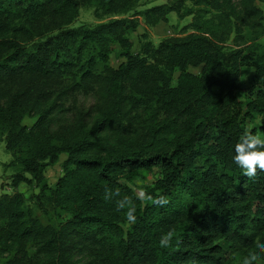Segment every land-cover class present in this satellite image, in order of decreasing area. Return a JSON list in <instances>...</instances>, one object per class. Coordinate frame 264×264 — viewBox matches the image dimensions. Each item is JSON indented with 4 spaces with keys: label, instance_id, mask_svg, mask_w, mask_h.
<instances>
[{
    "label": "trees",
    "instance_id": "trees-1",
    "mask_svg": "<svg viewBox=\"0 0 264 264\" xmlns=\"http://www.w3.org/2000/svg\"><path fill=\"white\" fill-rule=\"evenodd\" d=\"M134 1L0 0V136L12 187H38L32 206L20 192L0 195V264H228V248L251 250L264 236V173L250 179L232 160L245 129L264 137V12L256 0H194L246 25V35L235 26V48L222 42V18L156 46L143 33L137 52L128 18L70 26L82 3L124 12ZM170 10L192 13L159 4L143 14L164 20ZM115 44L125 60L113 68ZM250 65L242 102L235 92ZM61 154L50 186L44 169ZM152 168L159 176L144 189L167 197L163 207L131 186ZM106 188L133 198L134 225L103 199ZM169 230L182 243L162 249Z\"/></svg>",
    "mask_w": 264,
    "mask_h": 264
},
{
    "label": "rangeland",
    "instance_id": "rangeland-1",
    "mask_svg": "<svg viewBox=\"0 0 264 264\" xmlns=\"http://www.w3.org/2000/svg\"><path fill=\"white\" fill-rule=\"evenodd\" d=\"M232 2L236 3V0ZM159 4H175L180 6V12L183 13L187 8L192 9L191 14H182L179 15L174 10L167 11L165 13L164 20H157L156 18H147L143 14V10L151 6ZM255 5L264 12V1L256 0ZM128 18L135 27L131 31V40L133 46L131 50L137 52L139 46V40L141 39V34L145 33L147 39L150 40L155 46L164 40L169 39H178L185 38L190 34L200 32L201 29L196 27V24L200 23L203 28L210 24V20L220 22V34L222 36V42L225 46L229 48H235L238 45L239 41L235 40V26L240 24L242 26L243 32L246 35L247 27L244 24L235 22L232 20L229 22L224 19L223 14L212 10L207 12V8L204 5H198L194 3V0H135L132 8L124 12H105L101 9L96 11L94 6L82 3L79 6L78 14L70 26L78 25H89L94 26L101 22H106L115 18ZM260 40H263V37H260ZM119 46L117 44L112 46L111 53L109 55V65L113 68H116L122 61L125 60L124 57H119L116 55ZM191 72L198 73L199 67H189ZM243 86L241 89L236 90L235 94L238 100L245 102L250 97L249 88L253 83L254 79V67L252 65L243 67L242 70ZM178 75V70H175L173 73L172 82L174 83ZM78 102L85 103L86 105L92 100L90 96H84L82 93H78L76 96ZM71 100V99H70ZM66 105H69L67 101ZM35 120V117L25 116L23 118V124L30 126ZM261 117H257L255 123H262ZM252 123H248V127H251ZM66 155L61 154L59 161L51 166H47L44 169V176L48 185L53 186L57 181L58 177L62 174V162L65 159ZM11 160V154L6 149L5 142L0 136V195L8 194L12 195L15 192H20L23 194L26 204L32 206L33 197L38 193V187L35 185L34 181L25 183H19L18 187L13 188L11 185L12 174L15 170L8 166L7 163ZM159 176V172L156 168H152L150 172L144 173L143 175L136 176L132 182L131 186L136 189L138 186H146L153 183V181ZM128 226L127 223L123 224V227L126 229ZM264 242V236L260 239ZM254 248V247H253ZM246 251H235L231 248L227 249V260L228 264H242V260L247 256L252 250ZM32 253V251H31ZM261 264H264V258L261 260Z\"/></svg>",
    "mask_w": 264,
    "mask_h": 264
},
{
    "label": "clouds",
    "instance_id": "clouds-1",
    "mask_svg": "<svg viewBox=\"0 0 264 264\" xmlns=\"http://www.w3.org/2000/svg\"><path fill=\"white\" fill-rule=\"evenodd\" d=\"M233 152V163L243 170L244 176L251 179L257 176L258 171L264 173V137L255 134L250 129H245L234 144ZM134 195L137 200L151 202L160 207L170 203L169 199L163 195L153 197L145 191L143 185L134 190ZM103 199L106 202L114 201L116 211L123 213L129 225H134L137 222V209L133 198L127 195L121 196L119 188H106ZM181 243L182 241L176 237L173 230L167 231L159 238V246L162 249L179 247ZM262 258H264V242L257 239L254 242L253 250L243 258L242 264H261ZM190 264H198V262L193 259Z\"/></svg>",
    "mask_w": 264,
    "mask_h": 264
}]
</instances>
